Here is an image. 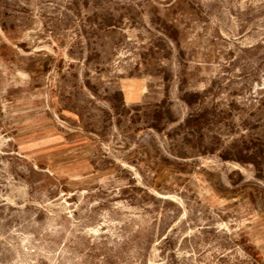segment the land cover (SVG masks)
I'll return each instance as SVG.
<instances>
[{"label":"rangeland","instance_id":"rangeland-1","mask_svg":"<svg viewBox=\"0 0 264 264\" xmlns=\"http://www.w3.org/2000/svg\"><path fill=\"white\" fill-rule=\"evenodd\" d=\"M0 264H264V0H0Z\"/></svg>","mask_w":264,"mask_h":264}]
</instances>
